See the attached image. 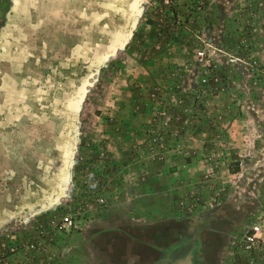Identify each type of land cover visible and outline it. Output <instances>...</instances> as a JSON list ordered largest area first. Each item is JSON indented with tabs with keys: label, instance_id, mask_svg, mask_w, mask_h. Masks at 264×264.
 I'll use <instances>...</instances> for the list:
<instances>
[{
	"label": "rangeland",
	"instance_id": "1",
	"mask_svg": "<svg viewBox=\"0 0 264 264\" xmlns=\"http://www.w3.org/2000/svg\"><path fill=\"white\" fill-rule=\"evenodd\" d=\"M262 213L264 0H0V264H241Z\"/></svg>",
	"mask_w": 264,
	"mask_h": 264
},
{
	"label": "built area",
	"instance_id": "2",
	"mask_svg": "<svg viewBox=\"0 0 264 264\" xmlns=\"http://www.w3.org/2000/svg\"><path fill=\"white\" fill-rule=\"evenodd\" d=\"M67 222H70V225L72 223L69 219H65V228ZM240 251L241 264H264V213L246 227L241 239Z\"/></svg>",
	"mask_w": 264,
	"mask_h": 264
},
{
	"label": "snow or ice",
	"instance_id": "3",
	"mask_svg": "<svg viewBox=\"0 0 264 264\" xmlns=\"http://www.w3.org/2000/svg\"><path fill=\"white\" fill-rule=\"evenodd\" d=\"M103 6V5H102Z\"/></svg>",
	"mask_w": 264,
	"mask_h": 264
}]
</instances>
